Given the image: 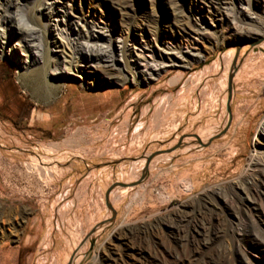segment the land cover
<instances>
[{
    "label": "rangeland",
    "instance_id": "374dc122",
    "mask_svg": "<svg viewBox=\"0 0 264 264\" xmlns=\"http://www.w3.org/2000/svg\"><path fill=\"white\" fill-rule=\"evenodd\" d=\"M132 1L125 23L108 0H0V264H264L225 201L264 237L248 190L264 183V0ZM161 47L198 57L161 64Z\"/></svg>",
    "mask_w": 264,
    "mask_h": 264
},
{
    "label": "bare ground",
    "instance_id": "6f19581e",
    "mask_svg": "<svg viewBox=\"0 0 264 264\" xmlns=\"http://www.w3.org/2000/svg\"><path fill=\"white\" fill-rule=\"evenodd\" d=\"M108 1L111 4L117 6V8H118L117 11L120 12L123 22H125V23L130 22V19H132V16H133L132 13H133V9H134V4H133L132 0H108ZM183 30L184 29H182V31ZM36 32L37 31H34L33 29L32 30L29 29L28 26L18 27V34L22 35V37L25 40L37 41L38 39L36 38V36L38 33H36ZM192 32L196 36L203 35L199 29L193 28V29H191V33ZM188 33H190V32H188ZM104 34H105L104 32L101 33V35H104ZM254 34L257 36L256 38L260 37V33L254 32ZM158 37H159V35H158ZM95 38H97V36L94 32L89 31L88 33H86L85 41H84L85 43L83 44L84 47L86 48L85 50H87V52L89 53L90 61L95 64L94 67L96 68V70L101 71L103 73V75H105V76L112 77L114 75V70H115L114 65H113V62L115 61V56L110 54V51H108V49L106 50V49H103V47H100V46L98 47L97 43L95 44L93 41H91V40H94ZM55 44L57 45V48L61 49V53L66 55V57H64V61H67L66 58L69 55L66 52L67 43L57 41V42H55ZM145 47H151V46L146 45ZM186 53L187 54L184 55L183 52H174V50L169 49V48H165V47H161L158 49V56L161 58V61H162L161 64L166 63V62H172L173 65H179V64L187 61V58H188L187 56L195 57V58L198 57V55H196L195 53H192L191 51H188ZM131 55H132V58H135V61L137 64H138L139 60H141V59L145 60L142 55L136 53L135 51H132ZM145 67H147L149 71H152V68L149 65H147ZM153 70H155V69H153ZM158 70H160V69H158ZM158 70H156V71H158ZM140 73H143V72L140 71ZM33 169H35L38 172L36 174L39 175L40 178L43 176L44 171H43V168L41 166L33 167ZM261 175H264V174H261ZM255 179H256V177H255ZM248 190L253 191V193H255V195L257 196L261 206L264 207V183L260 184L258 182V179H256V180L253 179V182L248 187ZM257 198H256V200H257ZM226 200L230 203L231 207L235 206L236 210H239V213L236 216V218L240 224V229L236 232L237 236L240 237L243 241L249 242L251 248L256 246L258 243H264V237L262 236L263 235V227L260 224V222L254 216H252L253 214L245 213L243 211V207L239 205L240 203L237 205L235 200L233 198H231L230 196H229V198L225 199V201ZM262 211L264 212V210H262ZM260 214L261 213H259V215ZM184 247H185V249H184L185 255L189 258L192 257V255H194L193 249L188 244H186ZM180 249L181 248L176 246V250H180ZM216 262H217V264H226L225 260H224V255L222 253H219L216 256Z\"/></svg>",
    "mask_w": 264,
    "mask_h": 264
},
{
    "label": "water",
    "instance_id": "95a60500",
    "mask_svg": "<svg viewBox=\"0 0 264 264\" xmlns=\"http://www.w3.org/2000/svg\"><path fill=\"white\" fill-rule=\"evenodd\" d=\"M231 99H232V77L229 78V83H228V102H227V111H228V114H229V117H230V120H231V109H230V102H231ZM174 149H170V150H167L165 152H161V153H171ZM160 153H156L154 155H152L151 157H149L147 159V165L148 163L151 161V159L153 157H155L156 155H159ZM143 173H147L146 171H143ZM126 187L125 184H122V183H119V184H115L113 186H111L109 188V190L107 191L106 193V201H107V205L108 207L111 209V211L113 212V215H115V211L112 209V207L108 204V201H109V194L110 192L115 188V187ZM93 232V231H92Z\"/></svg>",
    "mask_w": 264,
    "mask_h": 264
},
{
    "label": "trees",
    "instance_id": "16d2710c",
    "mask_svg": "<svg viewBox=\"0 0 264 264\" xmlns=\"http://www.w3.org/2000/svg\"><path fill=\"white\" fill-rule=\"evenodd\" d=\"M13 69V67H11ZM9 83H10V86L12 88V92L14 95H17L18 92H17V86L15 85V82L14 80L12 79V76L9 78ZM20 103V100H18ZM23 104H25V102H23ZM22 104V105H23ZM28 113V107H26V105L23 106L22 110H20L19 112L17 113H13V115L15 116L14 119H12V122L14 124H20V122L22 121V119L25 117V115ZM2 115V114H0ZM3 116V115H2Z\"/></svg>",
    "mask_w": 264,
    "mask_h": 264
}]
</instances>
